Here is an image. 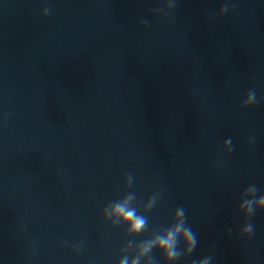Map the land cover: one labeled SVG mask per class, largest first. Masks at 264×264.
I'll use <instances>...</instances> for the list:
<instances>
[{
  "label": "water",
  "instance_id": "obj_1",
  "mask_svg": "<svg viewBox=\"0 0 264 264\" xmlns=\"http://www.w3.org/2000/svg\"><path fill=\"white\" fill-rule=\"evenodd\" d=\"M171 2L0 0V264H118L177 207V264H264V209L237 211L264 195V0ZM129 193H157L135 237L102 216Z\"/></svg>",
  "mask_w": 264,
  "mask_h": 264
},
{
  "label": "clouds",
  "instance_id": "obj_2",
  "mask_svg": "<svg viewBox=\"0 0 264 264\" xmlns=\"http://www.w3.org/2000/svg\"><path fill=\"white\" fill-rule=\"evenodd\" d=\"M171 8L174 6L171 0L166 4ZM227 11V7L220 9L219 15H223ZM48 9H45L47 14ZM255 93L250 91L247 94V100L244 101V107L253 103ZM231 141L226 140L223 144L227 147V153L232 149L229 147ZM133 183V176L128 174L125 177V188L131 187ZM258 189L256 185H250L242 194L241 202L237 209L242 213L247 220L255 211L264 209V195L257 196ZM136 199L134 193L124 195L122 198L109 203L103 209L104 213L109 212L113 218V225H126V235L135 237L145 232L148 228V217L145 213L157 203V193L153 194L148 201L143 205L142 209L133 204ZM254 226L247 223L241 229L240 235L248 237L252 234ZM197 237L193 229L186 223V212L183 207H177L172 215L170 225L162 230L153 232L152 236L148 239L142 240L139 243L134 240H129L128 243L122 248V258L118 264H154V259L151 256L153 250L160 252L165 261V264H177L181 258L189 257L197 246ZM213 257L211 255L193 260L192 264H211Z\"/></svg>",
  "mask_w": 264,
  "mask_h": 264
}]
</instances>
